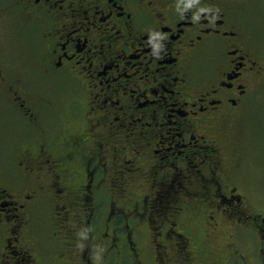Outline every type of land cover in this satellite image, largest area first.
I'll list each match as a JSON object with an SVG mask.
<instances>
[{
    "label": "flooded vegetation",
    "instance_id": "af4514ba",
    "mask_svg": "<svg viewBox=\"0 0 264 264\" xmlns=\"http://www.w3.org/2000/svg\"><path fill=\"white\" fill-rule=\"evenodd\" d=\"M263 107L264 0H0V264H264Z\"/></svg>",
    "mask_w": 264,
    "mask_h": 264
},
{
    "label": "rangeland",
    "instance_id": "374dc122",
    "mask_svg": "<svg viewBox=\"0 0 264 264\" xmlns=\"http://www.w3.org/2000/svg\"><path fill=\"white\" fill-rule=\"evenodd\" d=\"M262 109V112H261V110H259V112L255 115V116H260L261 115V117H263L264 118V107L263 108H261ZM262 122H264V121H262ZM262 156V155H261ZM256 156L255 158L256 159H259L258 161H259V163L258 164H260L263 160H264V156ZM256 159H254V162H255V165L257 166L258 164H257V162H256ZM263 168V170H264V166L262 167Z\"/></svg>",
    "mask_w": 264,
    "mask_h": 264
}]
</instances>
